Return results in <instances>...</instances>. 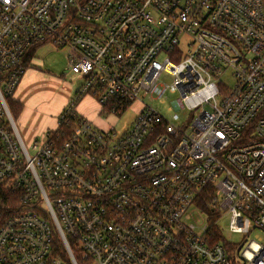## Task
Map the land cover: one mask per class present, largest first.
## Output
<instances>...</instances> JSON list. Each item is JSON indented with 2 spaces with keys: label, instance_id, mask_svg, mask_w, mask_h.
Wrapping results in <instances>:
<instances>
[{
  "label": "built area",
  "instance_id": "obj_1",
  "mask_svg": "<svg viewBox=\"0 0 264 264\" xmlns=\"http://www.w3.org/2000/svg\"><path fill=\"white\" fill-rule=\"evenodd\" d=\"M46 43L84 80L30 151L7 99ZM168 90L191 124L143 102L119 134L76 111ZM205 191L215 224L264 231V0H0V264H264L259 240L237 261L210 240Z\"/></svg>",
  "mask_w": 264,
  "mask_h": 264
},
{
  "label": "rangeland",
  "instance_id": "obj_2",
  "mask_svg": "<svg viewBox=\"0 0 264 264\" xmlns=\"http://www.w3.org/2000/svg\"><path fill=\"white\" fill-rule=\"evenodd\" d=\"M32 65L33 66L25 73L20 86L22 88H30L34 90L33 102H41L44 106V109L41 111H43V113L47 116H53L56 113L58 106H60L71 90L73 92V97H75L76 92L81 87L84 78L81 74L71 71L68 65L66 51L59 49L50 43L41 45V47L36 51ZM161 81L163 84L171 83L172 78L167 73H164L162 74ZM220 82L225 87L231 88L234 85L232 70L227 71L220 78ZM21 87L19 88L21 89ZM221 96L222 95L218 96V98H221ZM177 97L178 93H174L170 90L167 91L162 99L153 98L149 95L141 96V98L122 115H116L117 119L114 117L115 119L111 124H114L116 131L119 134H122L131 125L133 119L135 118L139 101L140 106L143 102L151 105L153 108L158 110L166 118V120L175 126H187L192 123L193 118L197 116L198 111H192L188 108L176 110L173 106V101ZM63 110L60 112L59 116ZM45 138V134H40L36 135L34 139H37L40 143H42ZM26 141L28 149L32 151L31 140L27 138ZM217 225L220 234L222 235V242L224 243H231L237 247L241 246L242 248L247 240L250 239H256L264 243V231L262 229H255L248 235L232 232L230 229L229 215L224 214Z\"/></svg>",
  "mask_w": 264,
  "mask_h": 264
},
{
  "label": "crops",
  "instance_id": "obj_3",
  "mask_svg": "<svg viewBox=\"0 0 264 264\" xmlns=\"http://www.w3.org/2000/svg\"><path fill=\"white\" fill-rule=\"evenodd\" d=\"M40 47L41 45L35 49L34 55L32 56L30 61L31 65L27 68V70H29V68L33 66L32 64L35 58V53ZM21 83L22 80L20 82V85ZM20 85L18 86V89L16 90L13 99L18 101L22 106L20 112L18 113L15 119V122L18 127V130L20 131L24 139L26 140L28 138L32 140L36 137V135L46 134L47 132L56 129L58 126V116L60 112L68 105V103L73 98L72 90L70 89L71 91L68 96L62 101L60 106H58L56 113L53 116H47L43 113V111H41L44 109L42 103L38 101L33 102L34 90L30 88H22ZM19 87H21V89ZM138 104L139 106L136 109L135 116L142 107V105L140 106L139 101ZM76 111L80 115L92 121L94 125L103 129L109 127L112 121H114V119L116 118V115L103 113L102 107L97 102V100L91 95H86L80 99V101L76 105Z\"/></svg>",
  "mask_w": 264,
  "mask_h": 264
},
{
  "label": "trees",
  "instance_id": "obj_4",
  "mask_svg": "<svg viewBox=\"0 0 264 264\" xmlns=\"http://www.w3.org/2000/svg\"><path fill=\"white\" fill-rule=\"evenodd\" d=\"M40 46V45H38ZM38 46H35L27 55L26 59L24 60V63H25V66L28 68L31 64H30V61H31V58L32 56L34 55V51L35 49L38 47ZM7 102H8V105H9V108L12 112V115L14 117V119H16L18 113L20 112L21 110V104L14 100L13 98L9 97L7 99ZM211 191H205L203 196H202V200L199 202V206L201 207V210L202 212H206V213H209L211 215V228H210V231H209V237H210V240L213 242V243H222L226 249L228 250V252H230V255L232 256V259L233 261H237L238 260V257H237V250H238V247L234 244H231V243H224L222 242V235L220 234V231L218 229V225L215 224V220L218 216V214L216 212H213L212 211V207H211ZM61 245H63L61 243V241L59 239H57L56 241V248L59 250L61 249Z\"/></svg>",
  "mask_w": 264,
  "mask_h": 264
}]
</instances>
